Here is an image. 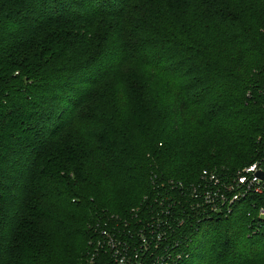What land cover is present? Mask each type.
I'll use <instances>...</instances> for the list:
<instances>
[{"label": "trees", "instance_id": "16d2710c", "mask_svg": "<svg viewBox=\"0 0 264 264\" xmlns=\"http://www.w3.org/2000/svg\"><path fill=\"white\" fill-rule=\"evenodd\" d=\"M263 158L264 0H0V264H77L156 184ZM262 203L200 223L182 264H264Z\"/></svg>", "mask_w": 264, "mask_h": 264}, {"label": "built area", "instance_id": "2783aa9c", "mask_svg": "<svg viewBox=\"0 0 264 264\" xmlns=\"http://www.w3.org/2000/svg\"><path fill=\"white\" fill-rule=\"evenodd\" d=\"M252 194L263 202L256 233L264 222V158L236 172L203 169L189 185L156 184L127 217L111 215L91 226L89 248L77 264H182L199 224L229 216L236 202Z\"/></svg>", "mask_w": 264, "mask_h": 264}, {"label": "rangeland", "instance_id": "374dc122", "mask_svg": "<svg viewBox=\"0 0 264 264\" xmlns=\"http://www.w3.org/2000/svg\"><path fill=\"white\" fill-rule=\"evenodd\" d=\"M125 75L128 81V86L130 89H132L136 94V101L135 106L137 109V117L135 118L137 124L141 123L143 118L145 119V112L149 111L152 107V101L147 96L146 86L141 85L138 76L135 74V72L128 68L125 71Z\"/></svg>", "mask_w": 264, "mask_h": 264}]
</instances>
